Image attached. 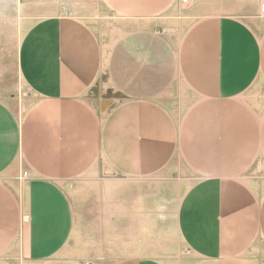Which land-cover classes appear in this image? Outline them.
<instances>
[{
    "label": "crops",
    "instance_id": "1",
    "mask_svg": "<svg viewBox=\"0 0 264 264\" xmlns=\"http://www.w3.org/2000/svg\"><path fill=\"white\" fill-rule=\"evenodd\" d=\"M182 1L150 0L143 11L162 14L176 4L209 16L188 29L178 58L185 84L201 101L189 108L192 121L180 126L179 158L192 174L206 178L170 203V188L182 182L181 167H170V154H161L169 202L161 214L167 223L163 241L154 249L146 233L133 234L127 249L106 225L122 222V191L144 181L151 186L159 168L153 161L154 119L165 121L167 111L147 99L117 106L111 134L115 166L100 168L107 118L85 98L95 74L59 72L54 55L45 59L52 70L42 72L24 43L18 73L37 100L18 113L11 100L0 99V264H264V201L253 204L233 178L236 187L223 180L240 175L251 160L264 159V32L249 23L264 21V0ZM0 16L9 21L8 12ZM6 29L0 26L1 33ZM34 29L42 31L43 23ZM6 56L3 50V70ZM152 71L146 72L145 94H153ZM2 79L1 93L14 92ZM209 113L210 121L201 123ZM241 128L245 142L256 144L244 160L232 147ZM140 206L153 207V197ZM142 217L143 224L155 222L152 214ZM144 246L153 249H138Z\"/></svg>",
    "mask_w": 264,
    "mask_h": 264
},
{
    "label": "rangeland",
    "instance_id": "2",
    "mask_svg": "<svg viewBox=\"0 0 264 264\" xmlns=\"http://www.w3.org/2000/svg\"><path fill=\"white\" fill-rule=\"evenodd\" d=\"M3 1L8 2L6 3L7 11L3 7H0V11L2 10L4 14L8 12L9 21L0 20V26L7 28L6 31L0 32L4 36L3 44L0 43V99L11 100L18 113H23L37 100L29 90L28 84L20 79L18 73V54L24 43H26V52L37 56L35 60L42 72L52 70L53 64L45 62V59L48 55H54L60 60L57 62L59 72L71 70L74 72L88 71L95 74L96 80L86 91L85 98L107 118L106 143L99 153L100 160L97 163L100 168L115 166L112 156L116 148L115 144L113 145L111 134H115L116 127H114L112 114L117 106L126 101L147 99L167 111L165 121L162 122L156 115L154 119L153 161L159 168L150 180L151 186H146L144 181L139 182L138 185L134 184L132 190L122 191L127 197L124 202L126 205L121 208L122 222H112L106 225L107 232L118 236L119 240L116 242L125 244L127 249L131 247L133 234L145 233L149 237L146 241L153 243L154 249H157L159 243L163 241L162 238L166 236L167 223L161 222L163 204L169 203L168 196L164 195L168 192V185L167 181L165 183L162 180L165 175L161 172V154L166 153V156L170 154V167H181L182 182L170 188V203H175L178 198L188 193L194 183L206 178L205 175L192 174L187 163L179 158L180 126L183 122L192 121L189 108L200 104L201 101L199 96H195L185 84L179 72L178 58L181 42L188 29L197 21L209 16L195 14V10L191 11L185 5L176 4L162 14L147 16L143 11L146 10L147 2L150 0ZM38 22L43 23L42 31L34 29V25ZM45 23H49L50 26L45 27ZM249 23L259 33L264 32V21L256 23L250 20ZM36 34L39 35L40 40H33V35ZM3 50L7 51L4 70L2 69ZM151 67L153 69L151 74L153 94H145L147 89L145 88V76L146 72L149 74ZM2 76L6 84L8 81L10 87L15 88L14 92L1 93ZM120 91H128L131 94L120 95L118 94ZM139 91L143 93L137 94ZM209 117L210 113L206 114L204 120L200 122L208 123ZM249 130L252 135L258 133L256 126ZM242 133L243 128L238 130L232 142L233 148L237 146L235 156L240 159L244 158L243 155L247 151L252 153L256 147L254 141L245 142ZM233 161L239 160L234 159ZM259 166L261 173H258ZM25 173L21 175V178L27 177L24 176ZM175 173L177 174V171ZM177 176L179 175H173L175 182ZM223 177H225L223 180L228 179L225 185L234 186L231 183L233 178L235 183L241 186L242 191L244 189L243 192L250 195L253 204L263 203V158L251 160L240 175ZM237 192L234 191V193ZM150 196L153 197V207H141L143 199ZM151 214L155 218L153 224L141 223V220L145 218L142 216ZM131 218L139 221L130 223ZM138 249L151 250L153 248L144 246Z\"/></svg>",
    "mask_w": 264,
    "mask_h": 264
},
{
    "label": "built area",
    "instance_id": "3",
    "mask_svg": "<svg viewBox=\"0 0 264 264\" xmlns=\"http://www.w3.org/2000/svg\"><path fill=\"white\" fill-rule=\"evenodd\" d=\"M183 3L184 4L187 3V0H183ZM261 10L264 13V5H262ZM24 176H27V174L25 173Z\"/></svg>",
    "mask_w": 264,
    "mask_h": 264
},
{
    "label": "bare ground",
    "instance_id": "4",
    "mask_svg": "<svg viewBox=\"0 0 264 264\" xmlns=\"http://www.w3.org/2000/svg\"><path fill=\"white\" fill-rule=\"evenodd\" d=\"M262 5H264V4H262ZM262 7V6H261ZM261 12H262V10H261ZM263 13V12H262ZM264 14V13H263Z\"/></svg>",
    "mask_w": 264,
    "mask_h": 264
}]
</instances>
